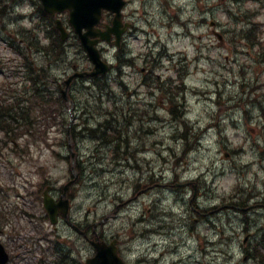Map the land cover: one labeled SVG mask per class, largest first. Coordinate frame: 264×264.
I'll return each instance as SVG.
<instances>
[{
    "label": "clouds",
    "instance_id": "1",
    "mask_svg": "<svg viewBox=\"0 0 264 264\" xmlns=\"http://www.w3.org/2000/svg\"><path fill=\"white\" fill-rule=\"evenodd\" d=\"M64 2L68 5L65 17L56 16L55 8L47 9L64 37L62 53L56 60H50L44 50L52 43L46 36L47 27H38L41 20L37 5L45 6V0H0V40L14 37L33 66L44 69L55 82L52 90L56 95L60 85L73 80L87 89L74 95L71 106L62 113L69 124L76 121L77 132H84L85 120L91 129L103 123L105 117L92 109L107 107L109 92L115 107L126 109L130 102L147 112L143 119H133L125 134L128 151L136 154L135 162L131 158L111 160L114 142L100 148L102 158L97 160L94 149L98 142L88 139L85 133L77 143L79 158L85 165L83 174L75 169L70 172L66 161L40 178L42 208L52 222L46 231L55 233L65 264H101L98 256L102 248L110 253L104 264H258L246 252L245 225L238 212L228 216L221 212L217 217L200 220L190 231L189 205L194 191L189 182H199L194 203L202 212L221 204L225 193L237 189L242 190L237 201L251 193L247 199L250 208L264 204V157L260 154L264 135L247 134L248 126L264 129V100L233 107L247 98L241 84H252L256 73L248 68L246 76L234 75L225 70L231 68V61H224L232 54L218 47L210 51L218 44L210 35L212 21H216V32L239 38L252 28L250 16L264 8V0H167L168 8L165 0H113L124 5L123 17L117 7L113 9L115 15L102 25L92 22L80 26L79 32L71 22L72 0ZM172 12L176 20L170 19ZM27 32L36 36L39 47L28 43L24 36ZM246 44L243 41L240 46ZM162 47L167 55L158 56ZM149 58L159 59L158 66L148 67L162 83L169 78L176 80L174 69L181 63L189 66L183 77L186 87L174 97L182 111L180 121L167 110V100L163 107H149L157 105L161 96L159 89L142 84L145 73L140 70L145 69ZM249 63L254 65L252 60ZM239 68L237 62L236 71ZM97 75L105 77L107 87L103 91L93 82L92 77ZM122 85L129 91L136 90L131 101ZM218 92L226 106L219 115ZM152 116L162 119L148 118ZM185 124L191 130L187 143L194 145L187 151L182 136ZM146 129H152V134L144 136L141 130ZM235 135L242 138L237 143L242 142L244 154L226 159L221 150L222 137ZM56 151L60 157L69 158L75 150L61 146ZM101 169L106 174H101ZM77 176L78 181L74 179ZM151 181L161 187L134 196L135 184ZM174 183L182 185L183 191L177 193L167 187ZM70 185H74L71 192ZM122 203L126 207L117 211ZM14 204V199L6 202L8 208ZM249 216L254 221L249 232L264 236V207H255ZM14 230L13 223L6 220L0 242H10ZM35 246L47 248L48 242L39 240ZM53 259L58 260L59 253Z\"/></svg>",
    "mask_w": 264,
    "mask_h": 264
},
{
    "label": "rangeland",
    "instance_id": "2",
    "mask_svg": "<svg viewBox=\"0 0 264 264\" xmlns=\"http://www.w3.org/2000/svg\"><path fill=\"white\" fill-rule=\"evenodd\" d=\"M251 2L254 3L255 0H251ZM165 7H169L167 5V0H165ZM65 16H67V14L62 13L60 17ZM170 19H177L174 12H172ZM40 20L41 23L38 27H47L48 31L46 32V36H50L52 34V27L50 23L43 21V18H40ZM250 20L252 28L246 33H241L239 38L235 35L229 34L228 32H218L223 35L224 39L222 41L214 33L216 21L211 22L213 25V31L210 35L218 41V44L210 51H215V48L218 47L225 49L232 54L224 57V61H231L232 65L231 68H225V70L240 77L246 76L247 73L245 69L248 68H251L256 73L255 80L252 84H241V90L246 91L247 98L240 99L236 105H233V107H243L245 103L260 104L261 100H264V8L252 13ZM45 22L47 26H45ZM12 41H14V44ZM243 41H247V44L244 47H241L240 44ZM12 44L18 46L19 42L16 40H9V37L0 40V102H2L4 97H11V94L23 96L27 88L30 91L33 88H31V84L25 79V68L22 67L24 64L23 50H20V53L16 52L12 47ZM165 55H167V52L162 47L158 56ZM47 56L50 60H56L53 59L50 53L47 54ZM233 56L236 57V59H234ZM209 58L211 57L209 56ZM183 59L187 60V57L185 56ZM198 59L199 58H194V60L197 61ZM250 60L254 61V65L249 63ZM237 62L240 64L238 71H236ZM149 64H151L152 67H156L159 65V59L157 58L156 60H151V58H149L145 61V69H143L145 75L142 84L149 87H155L161 91V96L158 99L157 105H150L149 107H163V101L167 100V110L170 112L169 108H171V104L167 99V96L171 98L172 93L179 94L184 91L186 86L183 85V77L187 74L189 66L186 63H181L180 67L174 69L177 72L176 80L174 81L169 78L166 83H162L159 77H153L151 68L148 67ZM31 65H33L32 61ZM38 72H41V70H38ZM43 75H45V73H43ZM180 75L181 78H179ZM44 81L47 83L46 94L55 96L56 94L52 90L55 88V82L48 76L47 72ZM44 81L41 83L42 86ZM94 84L100 91H103L105 87H102L101 84L106 85L105 78L94 82ZM98 85L101 86V89ZM220 86L223 87V84ZM122 87L124 92L128 95L129 101H131V97L136 95V90L133 89L129 91L126 85H122ZM84 91H87V89L83 88V86H81L78 82L74 81L69 92L70 100H66V102L57 109H52V111H50V108H48L46 114L40 116L39 112H32L31 108H29L28 114L21 113L20 116H18L22 125L15 128L10 135H6L4 131L0 130V228L3 231V224L6 220H10L15 226L13 238L10 239V242H2L9 254L10 260L8 261V264H46V261L49 260L51 253L49 249L46 251L49 247V242L47 248H39L35 246L36 242L39 240H45L40 237V234L48 233L46 229L51 224L48 220H45V213L42 208L41 200L37 199L34 192H37L38 189L41 191L43 187L40 179L41 177H43L50 169L58 168L61 163L66 161L69 164V171L72 170L71 166L73 165V168L79 175L83 174L85 165L79 158L77 143L79 140H83L85 138V133L87 134L88 139L98 142L94 149L97 160L102 158L100 148L113 144V142L114 146L109 153L111 160L119 161L120 159H124L127 161L128 158H131L134 162L136 160V154L128 151L129 139L125 134L127 133L132 120L143 119L147 116V112L139 110L130 102L127 104L126 109L115 107L111 102L112 94L109 92V102L107 107L97 106L93 108L92 111L104 117L111 118L113 134L112 141L109 142L105 135H101L100 131L96 133L93 132L91 128H88L86 120L84 121V132H77L76 121L74 120L71 124H69L62 118V113L67 107L71 106L74 95H80ZM39 93L41 94L42 90L39 91ZM220 96L221 93L218 92L216 101L218 105V115L226 110L225 103L222 99H220ZM172 99L174 100V97H172ZM28 100H31V98ZM104 109L106 110L104 111ZM177 110L178 111L175 116L172 115L171 112L170 113L174 120L180 121L181 117L179 118L177 116L179 115V111H181L180 106ZM261 110L264 112V107H262ZM85 111H87V109H85ZM33 114H36L37 116L35 117ZM245 117V124L247 125L249 119L247 111H245ZM25 118L28 119L27 123H25ZM148 118L157 120L162 119L158 116ZM184 127V135L182 134V136L186 140L185 151H187L194 145L187 143L188 137L191 135V130L186 124ZM141 131L144 136L151 135L153 132L152 129ZM247 134L252 137L257 134L264 135V129H257L248 126ZM222 140L223 143L221 150L224 152L226 159L230 158L234 154L241 156L244 154L242 142L237 143V141H242L240 136H224L222 137ZM68 142L71 144V148L75 150L73 152V157H60L56 149L61 146L67 147ZM260 154L264 157V150H261ZM180 162L181 159L178 158L176 163L179 164ZM74 164L76 165L74 166ZM135 166L139 168V164H136ZM93 171L96 170L93 169ZM100 173L106 174L103 169L100 170ZM78 179L79 176L76 177V181H78ZM189 184L192 186L194 191L193 200L189 205L192 214V224L189 226L190 231L194 229L195 224L200 220H209V217H217L218 213L221 212L224 213L225 216L238 212L245 225L243 229V243L246 252H251L250 249L254 245L255 241L259 239L260 234L258 232L255 236H253L249 232V228L254 223L252 218L249 216V212L255 211V207H264V204H258L255 207L250 208L247 204V199L251 198V193H249L247 197H240L239 199H244V205H233L234 203L231 202L232 198L233 201H236L237 194L242 191L241 189H237L234 193H225L222 197L221 204L202 212L195 206L194 203L199 182L194 181L189 182ZM154 187L159 188L161 186L157 185L155 181H151L149 184L137 183L134 185V196L143 195ZM167 187L177 193L183 191V186L176 185L175 183L168 185ZM73 189L74 185L70 188V191H73ZM9 199L15 200V204L12 208H8L6 205V202ZM124 207H126V204L122 203L117 211L122 210ZM209 223L211 222L209 221ZM99 227L100 225L97 224L96 228ZM88 230L92 231V227L89 226ZM50 239H52V236L49 237V240ZM37 257H39V259H37ZM50 259L52 260L53 258ZM255 260L258 261V264H264V258H257Z\"/></svg>",
    "mask_w": 264,
    "mask_h": 264
},
{
    "label": "trees",
    "instance_id": "3",
    "mask_svg": "<svg viewBox=\"0 0 264 264\" xmlns=\"http://www.w3.org/2000/svg\"><path fill=\"white\" fill-rule=\"evenodd\" d=\"M37 11L40 15V17L42 18H46L49 20V23L52 27V34H51V45L44 49L46 54H51V56L53 57V59H57L60 54L62 53V42L61 40L59 39V36L56 32V29L53 25V22L51 20V18L45 14L40 5H37ZM33 39V38H32ZM35 40V39H34ZM36 47H39V44L38 42H36ZM28 69L33 72V75H30L29 78L34 82V86L36 84L37 85H40V81L42 80L40 77L41 75L38 74V73H35L34 72V69L29 67L28 66ZM98 79H96V82H97ZM101 88V86H99ZM102 87H105V84H102ZM36 91L38 92V87H35ZM172 97H175V95L173 94L170 97L167 96V99L169 100L170 104H171V108H169L170 112L172 113V115H176L177 113V109H179V106L175 103V101L172 99ZM48 98L46 97V100L44 102L45 104V112L47 111L48 107H47V104H48ZM64 101L59 97H55V98H52V105H53V108L52 109H57L58 107H60L61 105H63ZM12 107H9V106H0V129H3L4 131H6L7 133H12L13 130L15 128H17L18 126L22 125V122L21 120L18 118V116H20L21 114V111H22V108H16V109H11ZM106 109H104L105 111ZM108 112V111H106ZM107 115V114H105ZM182 115V111H179V115H177L179 118L181 117ZM27 118H25V123H27ZM111 129V130H110ZM97 130H100L101 132V135H105L106 136V139L109 141L112 139V124H111V118H108V117H105L104 121L102 124H98L97 128L95 129H92L93 132L97 131ZM184 135V134H183ZM116 136V135H115ZM232 203H234L233 205H244L245 201L244 199L242 200H236V201H233V198H232ZM262 231H264V229H262ZM251 252H248V255L251 257V258H254V259H257V258H264V236H260L258 240L255 241L254 245L251 247L250 249Z\"/></svg>",
    "mask_w": 264,
    "mask_h": 264
},
{
    "label": "water",
    "instance_id": "4",
    "mask_svg": "<svg viewBox=\"0 0 264 264\" xmlns=\"http://www.w3.org/2000/svg\"><path fill=\"white\" fill-rule=\"evenodd\" d=\"M122 5L123 4L113 2V0H72L71 7L74 9V13L72 15L71 22L76 25V31L79 32L80 26L83 27V25H89L92 22L99 25L103 9L114 12L113 9L117 7L121 9ZM50 8H55L57 9V12H60L65 9L68 10V5L64 2V0H45V6H43V9L50 14V12L47 11V9ZM97 16L99 17L98 20H96ZM62 38L64 37L62 36ZM109 255L110 253L108 250L102 248L100 250L98 260L101 264H104ZM7 259L8 255L4 250V247L0 244V264H6Z\"/></svg>",
    "mask_w": 264,
    "mask_h": 264
},
{
    "label": "flooded vegetation",
    "instance_id": "5",
    "mask_svg": "<svg viewBox=\"0 0 264 264\" xmlns=\"http://www.w3.org/2000/svg\"><path fill=\"white\" fill-rule=\"evenodd\" d=\"M59 215H58V220H59ZM54 253H55V255H57L58 253H59V259L58 260H52V264H57V263H59V261H60V259H61V257H63L62 258V261L64 262V264H65V260H64V253L62 252V251H59V250H55L54 251ZM64 254V255H63Z\"/></svg>",
    "mask_w": 264,
    "mask_h": 264
},
{
    "label": "bare ground",
    "instance_id": "6",
    "mask_svg": "<svg viewBox=\"0 0 264 264\" xmlns=\"http://www.w3.org/2000/svg\"><path fill=\"white\" fill-rule=\"evenodd\" d=\"M122 62H124V61H122ZM182 116V115H181Z\"/></svg>",
    "mask_w": 264,
    "mask_h": 264
}]
</instances>
